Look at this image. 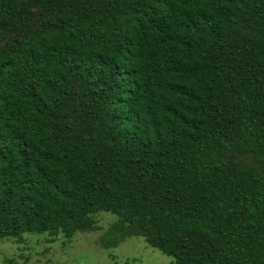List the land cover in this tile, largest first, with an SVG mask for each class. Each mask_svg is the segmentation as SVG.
Here are the masks:
<instances>
[{
	"label": "trees",
	"instance_id": "obj_1",
	"mask_svg": "<svg viewBox=\"0 0 264 264\" xmlns=\"http://www.w3.org/2000/svg\"><path fill=\"white\" fill-rule=\"evenodd\" d=\"M99 212L101 248L264 264V0H0V240Z\"/></svg>",
	"mask_w": 264,
	"mask_h": 264
},
{
	"label": "rangeland",
	"instance_id": "obj_2",
	"mask_svg": "<svg viewBox=\"0 0 264 264\" xmlns=\"http://www.w3.org/2000/svg\"><path fill=\"white\" fill-rule=\"evenodd\" d=\"M94 219V229L77 233L71 239L59 236L51 241L46 233H27L20 241L2 239L0 264H169L171 261L140 237L127 238L115 248H101L99 238L116 217L99 212Z\"/></svg>",
	"mask_w": 264,
	"mask_h": 264
}]
</instances>
